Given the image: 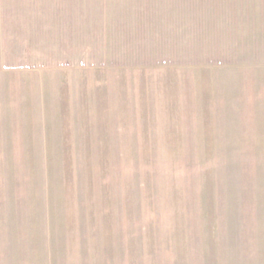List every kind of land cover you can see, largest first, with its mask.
Here are the masks:
<instances>
[{
	"label": "rangeland",
	"instance_id": "1",
	"mask_svg": "<svg viewBox=\"0 0 264 264\" xmlns=\"http://www.w3.org/2000/svg\"><path fill=\"white\" fill-rule=\"evenodd\" d=\"M0 264H264V0H0Z\"/></svg>",
	"mask_w": 264,
	"mask_h": 264
}]
</instances>
